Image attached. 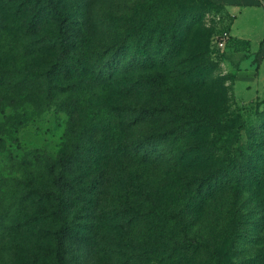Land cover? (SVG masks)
<instances>
[{
  "label": "rangeland",
  "instance_id": "1",
  "mask_svg": "<svg viewBox=\"0 0 264 264\" xmlns=\"http://www.w3.org/2000/svg\"><path fill=\"white\" fill-rule=\"evenodd\" d=\"M22 1L29 9L32 0ZM136 1L63 0V12L85 19L91 30L82 51L88 76L69 84L48 69L56 57L53 25L40 36L33 18L22 21L25 10L21 16L0 1V264L262 263L253 256L264 249V210L252 203L254 187L238 184L253 155L252 136L264 132V103L237 98L256 89L249 90L247 80L235 87L247 48H217L228 24L212 0H151L143 11L133 9ZM161 30L187 37L191 45L204 43L212 77L228 92L223 126L213 127L211 137L220 157L215 168L204 162V173L173 167L168 138L147 143L174 127L173 116L186 103L173 79L163 82L150 73L152 82L143 81L142 66L164 58L146 57L143 43L150 38L154 45ZM116 65L121 74L112 76ZM109 149L116 150L113 156L102 152ZM141 149L145 159L137 154ZM230 163L234 171L228 173ZM218 168L234 181L232 198L242 207L236 218L226 221L224 200L211 203L190 227L186 222L193 241H178L184 236L169 219H140L146 185L169 183L164 193L174 202L185 193L181 179ZM63 171L68 183L60 185ZM256 175L264 183V167ZM258 191L264 194L263 187ZM179 207L175 201L173 208ZM62 227L68 233L55 241Z\"/></svg>",
  "mask_w": 264,
  "mask_h": 264
},
{
  "label": "trees",
  "instance_id": "2",
  "mask_svg": "<svg viewBox=\"0 0 264 264\" xmlns=\"http://www.w3.org/2000/svg\"><path fill=\"white\" fill-rule=\"evenodd\" d=\"M3 1L7 3V6L16 8L21 16L25 10V14L21 17L22 21L33 18L32 22L36 27V31L40 32V36L45 35L48 31L45 27L53 25L54 29L51 28L49 37L51 36L50 39L55 43L53 50L56 52V57L55 61L48 67L52 74L56 77H62L68 84L78 77L88 76L86 73L87 67L83 66L86 62V56L82 55V51L89 46L91 30L85 19L74 18L69 12L64 13L61 5L63 0H32L28 3L29 9L22 0ZM150 1L137 0L133 9L139 8L143 11L145 3ZM139 9L136 10V14L141 12ZM34 13L36 14L33 15ZM1 19L0 13V25ZM79 32L86 35H79ZM49 37L44 36L42 40ZM171 39L172 42L167 44ZM234 44L237 45V41L231 39L226 50H229ZM143 45L142 52L146 57L150 58L152 53L164 55V58L158 62L142 66V76L146 77L143 81L152 82L150 73L160 77L163 82L167 78H171L174 80L176 89L185 91L186 98L185 105L173 116L174 127L168 130L166 134L164 133L165 135L147 137V143L157 145L156 141L161 142L162 138H168L170 140L168 147H171V149L167 157L175 168L184 169L185 171H198L199 173H204L208 169V163L214 165L215 168V164H217L215 158L220 157L219 151L221 148L215 150L213 147L211 137L212 134L214 135V131L212 129L217 125L216 128H222L223 126V120L225 119H222V117L226 113L228 92L222 80L212 77L214 65L208 61L204 43L191 45L188 43L187 37H181L177 33L167 36L166 32L161 30L154 45L150 38L146 39ZM120 48L122 47L119 46ZM104 52H107L106 49L101 50V54H104ZM73 59L76 61L74 62ZM191 62H194V64H191ZM120 68L119 65H116L111 71L112 76L120 75ZM115 78L117 77H113V79ZM154 86V84L146 85L150 89ZM212 94H216L217 98L210 101L206 100V97ZM259 102L264 103V100ZM202 128L207 131L205 134H201ZM127 150L128 147H124L123 151ZM249 150L253 152V155L249 161H246L245 168L240 169L239 172L244 178L240 179L238 184L241 186L252 185L255 194L252 203H258V207L264 210V194H260L258 191L262 187L264 189V183L259 178L260 175H256V173L260 174V170L264 167V132L256 131L255 135L252 136ZM102 152H107L108 155L113 156L116 150L109 149L107 151L102 150ZM141 152L142 149L137 152L138 156L141 155ZM140 158L145 159L146 153L144 152ZM161 159L162 156L159 157V160ZM232 166L233 163H230L226 167L228 173L232 170ZM65 171L61 173L60 185L68 183ZM180 183H183L180 187H185V193L182 198L179 197L175 200L180 204L179 210L173 208L175 201L173 202L171 198L166 199L168 193L165 194L164 191L170 188L169 183H155L157 189L152 184L146 185V188L144 187L143 201L139 211L140 219L153 220L157 218L162 223L167 222V219H169L170 226L180 227V232L184 238L178 241H193L187 238V233L184 232L186 222L187 227H190L189 224L194 223L196 215L206 213L207 207L211 203L225 201L226 221L236 218L238 212L242 209V207L236 208L235 200L232 198L233 188L235 187L234 181L229 174L227 177L224 176L219 168L206 175H190L185 181L181 179ZM96 184L97 181L94 186ZM175 184L177 182H174ZM176 186L179 187L178 184ZM64 189L66 190V188ZM170 211L175 212L174 217L169 216ZM67 233L68 228L62 227L55 232V241H64ZM253 257L255 262L262 261L260 263L264 264V249L259 250Z\"/></svg>",
  "mask_w": 264,
  "mask_h": 264
},
{
  "label": "crops",
  "instance_id": "3",
  "mask_svg": "<svg viewBox=\"0 0 264 264\" xmlns=\"http://www.w3.org/2000/svg\"><path fill=\"white\" fill-rule=\"evenodd\" d=\"M223 8L224 21L228 24L231 39L237 41L229 50L239 45L247 48L244 70L236 84L247 80V88L255 85L254 95L237 97L240 101L264 100V0H212ZM236 45V46H235Z\"/></svg>",
  "mask_w": 264,
  "mask_h": 264
},
{
  "label": "built area",
  "instance_id": "4",
  "mask_svg": "<svg viewBox=\"0 0 264 264\" xmlns=\"http://www.w3.org/2000/svg\"><path fill=\"white\" fill-rule=\"evenodd\" d=\"M231 40V36L228 32H226L224 35L220 36L215 40V44L217 45L218 49L225 50Z\"/></svg>",
  "mask_w": 264,
  "mask_h": 264
}]
</instances>
